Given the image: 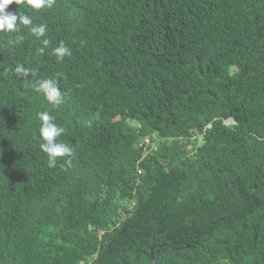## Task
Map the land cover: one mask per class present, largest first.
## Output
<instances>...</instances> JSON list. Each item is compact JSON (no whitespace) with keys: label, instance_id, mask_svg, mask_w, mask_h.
<instances>
[{"label":"trees","instance_id":"trees-1","mask_svg":"<svg viewBox=\"0 0 264 264\" xmlns=\"http://www.w3.org/2000/svg\"><path fill=\"white\" fill-rule=\"evenodd\" d=\"M7 11L32 25L0 32V264H151L154 243L156 264H264V0ZM41 111L73 149L55 167Z\"/></svg>","mask_w":264,"mask_h":264},{"label":"clouds","instance_id":"clouds-1","mask_svg":"<svg viewBox=\"0 0 264 264\" xmlns=\"http://www.w3.org/2000/svg\"><path fill=\"white\" fill-rule=\"evenodd\" d=\"M56 0H26V4L34 9H40L47 6L51 8L55 4ZM12 3L23 4L25 0H0V32H9L17 30V22L24 26L32 25V19L26 14H17V12L7 11L8 6ZM47 31V26L40 24L38 26L30 27V32L34 34L37 38L44 36ZM23 37H18L17 41L22 40ZM13 42V43H15ZM44 46L49 44L48 39L42 41ZM43 51V48L40 49ZM54 54L59 58L64 56H70L71 49L61 41L59 45L54 48ZM15 73L18 75L27 76L29 69L25 68L23 65L18 64L15 67ZM33 88L38 92H43L46 99L50 103L59 104L62 102L61 91L55 80L46 79L41 80L36 84H33ZM38 119L41 122L39 126V136L43 141L40 143V149L47 154L48 160L47 164L49 167H55L57 158L64 156H71L73 149L65 143L57 142L56 138L65 133V128L57 125L55 117L49 114L47 111H41L37 113Z\"/></svg>","mask_w":264,"mask_h":264},{"label":"built area","instance_id":"built-area-1","mask_svg":"<svg viewBox=\"0 0 264 264\" xmlns=\"http://www.w3.org/2000/svg\"><path fill=\"white\" fill-rule=\"evenodd\" d=\"M138 147L141 148L143 156L153 151H156L158 148L157 143L155 141H152L149 137L141 138L138 142ZM141 173H142V169L139 168L137 170V174H141Z\"/></svg>","mask_w":264,"mask_h":264},{"label":"water","instance_id":"water-1","mask_svg":"<svg viewBox=\"0 0 264 264\" xmlns=\"http://www.w3.org/2000/svg\"><path fill=\"white\" fill-rule=\"evenodd\" d=\"M230 123H234V121L231 118H229L225 121V124H230ZM164 245H165L164 243L163 244H155L154 243L150 246L149 249H150V255H151V259H152L151 264H156L155 253H154L155 248L160 247V246H164Z\"/></svg>","mask_w":264,"mask_h":264},{"label":"rangeland","instance_id":"rangeland-1","mask_svg":"<svg viewBox=\"0 0 264 264\" xmlns=\"http://www.w3.org/2000/svg\"><path fill=\"white\" fill-rule=\"evenodd\" d=\"M131 123H133L134 121H130ZM133 124H135V123H133ZM137 127H139V126H137Z\"/></svg>","mask_w":264,"mask_h":264}]
</instances>
